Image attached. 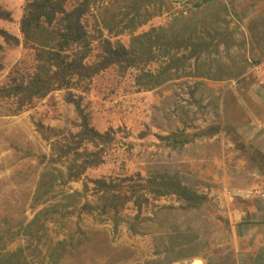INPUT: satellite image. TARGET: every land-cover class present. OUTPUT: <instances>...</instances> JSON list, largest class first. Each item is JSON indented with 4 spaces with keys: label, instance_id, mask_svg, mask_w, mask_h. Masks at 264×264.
<instances>
[{
    "label": "rangeland",
    "instance_id": "obj_1",
    "mask_svg": "<svg viewBox=\"0 0 264 264\" xmlns=\"http://www.w3.org/2000/svg\"><path fill=\"white\" fill-rule=\"evenodd\" d=\"M29 1L0 0V6L9 11L12 17L10 22L0 20V29L20 41L19 20ZM197 1L166 0L161 5L149 8L140 6L145 12H140L141 17L137 21L145 15H148V19L135 29L132 37L152 28L162 29L166 36L172 32L180 33L185 24L193 25L191 10L197 15L209 13L196 10L193 5ZM216 2L214 10L228 22L230 31L235 28L231 34L232 45L226 47L225 37L220 36L219 40H215L219 42L218 53L168 67L167 73L161 77L165 81L153 90L138 89L135 81L137 71L121 73L111 67L95 76L89 84H78V87L87 85L85 90L70 88L52 92L18 113L14 99L0 100L2 252L21 251V257L31 262L54 254L60 257L57 264H161L154 262L155 232L161 227L169 230L174 227L173 224H178L177 232L185 236L193 235L199 248L196 257L180 259L173 264H191L195 259L202 264H208V260L212 262L210 264H216L238 260L240 253L253 243V239L262 237V233L256 230L261 227L244 229L242 223L249 218L243 219L240 213L247 217L246 212L264 208V201L243 200L229 197L226 193L264 187V155H256V151L247 152L246 149L243 151L245 146L242 145L240 149L236 142L235 146H231L225 126L230 115L226 112V103L219 101L215 105L206 100L211 97L222 99L227 84L234 82L237 85L239 75L245 70L243 58L240 57L238 30L242 0ZM104 4L97 0L93 14L98 15ZM122 4L117 3L115 8ZM223 8L227 9V17H224ZM91 23L92 19L89 21ZM113 40L129 47L132 39L126 32ZM261 52H264L263 49ZM155 53V59L145 67L153 74L163 72L166 65H170L162 55L163 50H155ZM184 53L186 55L187 51ZM31 63L29 50L23 49L20 44H6L0 37V85L8 82L10 77L17 76L19 70L29 67ZM207 75L212 79L205 78ZM209 81L220 82L222 86H217L214 91L200 86ZM68 92L75 97L81 96V108L88 116L91 127L100 133L110 128L117 132L116 146L105 156L101 166L87 170L78 181L65 183L66 178L62 176L49 178L54 186L53 192L35 203L33 196L42 183L41 174L49 169L55 175L66 174L69 164V160L50 163L54 138L44 140L36 130V124L42 123L45 128L62 136L79 131V116L74 106L65 102ZM209 127H216L219 131L207 130ZM202 129H206L210 136L179 143L184 139V136H178L179 133L191 135ZM236 134L239 135L238 132ZM203 138L213 139L207 142L208 146L196 144ZM250 153H255L254 159L258 162L249 158ZM241 166L244 170L240 169ZM138 176L143 180L171 178L206 197V200H201V206L196 210H184L175 195L158 200L150 198L142 204L139 213L136 207L128 204L120 211L116 218L118 225L114 226L112 214L79 210L85 201H89L93 207L100 205V197L92 190H88L79 203H76V196L68 198L75 191L81 193L88 179L130 177L137 180ZM88 187L93 189L91 183ZM47 208H54L57 214L52 213L50 219L37 228L38 231L27 234L26 231L35 229L37 224L29 226V223ZM235 213L239 214V218ZM263 213L262 210L258 211V218L250 220L263 221ZM136 215H140L139 219H134ZM133 224L135 232L129 228ZM250 237L252 241H249ZM65 240V254L60 256L55 245ZM174 256L168 255L171 260Z\"/></svg>",
    "mask_w": 264,
    "mask_h": 264
},
{
    "label": "trees",
    "instance_id": "obj_2",
    "mask_svg": "<svg viewBox=\"0 0 264 264\" xmlns=\"http://www.w3.org/2000/svg\"><path fill=\"white\" fill-rule=\"evenodd\" d=\"M100 1L105 4L102 5L98 15L93 14L97 0H30L27 2L19 20L22 41L2 29H0V37L6 44L13 46L20 44L23 49L29 50L32 63L29 67L19 70L17 76L10 77L8 82L0 85V100L14 99L16 113H18L52 92L70 88L85 90L87 85L78 87V84H89L95 76L111 67L117 68L121 73L128 70L137 71L138 75H136L135 81L138 89L150 91L165 81L161 77L167 73L168 67H176L177 64L191 59L198 61L202 56L208 57L213 52L218 53L219 42L217 43L215 40H219L220 36L225 37L224 45L226 47L232 45L231 34L235 28L230 31L228 22L219 16L218 11L214 10L216 0H198L193 7L201 12L209 11V13L197 15V12L191 10L193 25L182 26L181 34L172 32L166 36L163 35L162 29L152 28L148 32L133 37L135 29L144 25L148 19V15H145L140 21H137V18L141 17L140 12H145V9H141L140 6L144 5V8H149L153 5H161L166 0ZM117 3L126 5L122 4L115 8ZM223 10L226 15L224 17H227V9L223 8ZM91 19L92 23L89 24ZM0 20L12 21L11 13L1 6ZM126 32L131 35L132 39L129 47L124 46L120 41H112V38ZM155 50L158 52L163 50L162 55L167 58L170 65H166L163 72L157 71L153 74L148 72L145 67L155 59ZM94 51L97 53L93 54ZM180 53L182 55H179ZM91 57H94V60L89 61ZM16 71L18 72V70ZM205 78L212 79L209 75ZM65 102L73 105L79 116V131L75 134L69 133L62 136L50 128H45L42 123L36 124V130L44 140L48 141L54 138V143L51 145L53 157L50 158V163L55 164L69 160V164L66 174L55 175L52 169L41 174L40 183H42L33 196L35 203L40 202L43 200L42 197H48L53 192L54 186L49 178L62 176L66 178L65 183L78 181L87 170L101 166L105 156L116 146L117 132L115 130L110 128L100 133L89 125L88 116L81 108V96L75 97L68 92ZM206 129L219 131L216 127ZM206 129L198 130L191 135L179 133L178 136H184V139L179 143L184 144L204 136L209 137L210 134ZM235 141H238V137ZM239 147L242 149V145ZM242 150L244 151L245 148L243 147ZM254 155L255 153L250 157L253 161H257L254 159ZM256 155H258L257 152ZM90 183L93 189H89L88 184ZM88 190H92L100 197V205L93 207L88 203L89 201H85L79 210L87 213L94 210V212L99 211L104 215L112 214L114 226L118 225L116 218L120 211L128 204L136 207L139 213L142 204L147 203L150 198L158 200L164 196L175 195L182 203L181 208L184 210H196L201 206V200H206V197L196 194L171 178L160 177L157 180H143L139 176L137 180L130 177L88 179V183L83 185L81 193L75 191L68 198L76 196V203H79L85 198ZM52 213L57 214L54 208L40 211L29 223V226L37 223L35 229L31 228L26 233L35 232L40 225L50 219ZM139 216L136 215L134 219H139ZM249 217H254V214L245 219ZM248 220L242 223L244 227L250 228L256 224H264V217L263 221L259 220L258 222L256 219L250 220L249 218ZM133 226L134 224L129 225V228L135 232ZM173 226L174 230L173 228L166 230L161 227L155 232L157 240L154 244V255L156 256L154 262L156 263L173 264L180 259L192 258L197 255L199 246L198 243H195L194 236L178 233V224H173ZM141 234L144 233L141 232ZM65 242H58L55 245V250H59L60 256L65 254L67 241L65 240ZM2 251L3 249L0 248V264H57V259L60 258L55 257L54 254H48L45 259L37 258V261L31 262L21 257V251L19 253ZM170 254L176 256L171 260V257H168ZM233 262L235 261L216 264H231Z\"/></svg>",
    "mask_w": 264,
    "mask_h": 264
},
{
    "label": "crops",
    "instance_id": "obj_3",
    "mask_svg": "<svg viewBox=\"0 0 264 264\" xmlns=\"http://www.w3.org/2000/svg\"><path fill=\"white\" fill-rule=\"evenodd\" d=\"M238 25L240 57L243 58L245 70L239 75L237 85L234 82H231V85L227 84V91L222 99L211 97L206 100L215 105L219 101L226 103V112H229L230 115L227 117L228 124L225 126L229 132L231 146H235L236 142L239 145H244L247 152L256 151L258 155H264V85L261 84V80L264 78V52H261L262 49L264 51V46L262 47V43H264V0H242ZM200 86L214 91L217 86H222V84L209 81ZM176 125L178 127L177 122ZM236 131L239 135L236 134ZM235 136L238 137V141H235ZM212 139L203 138L196 144L208 146L207 142L210 140L212 142ZM240 169L244 170L242 166ZM260 210L264 212V208L246 212L247 217L254 214V217L249 218H258L257 214ZM236 215L239 218V214L235 213ZM240 215L243 219L246 218L243 212ZM254 226L261 227L256 230L262 233V237L259 240L250 237L249 241L253 239L254 244L251 243L244 252L240 253V258L237 257L238 260L231 264H264V224ZM244 229L250 230L249 227ZM208 261L210 262V260Z\"/></svg>",
    "mask_w": 264,
    "mask_h": 264
},
{
    "label": "built area",
    "instance_id": "obj_4",
    "mask_svg": "<svg viewBox=\"0 0 264 264\" xmlns=\"http://www.w3.org/2000/svg\"><path fill=\"white\" fill-rule=\"evenodd\" d=\"M261 84L264 85V79L261 80ZM229 197H238L243 200H256L264 201V187H257L250 191H231L226 193Z\"/></svg>",
    "mask_w": 264,
    "mask_h": 264
},
{
    "label": "bare ground",
    "instance_id": "obj_5",
    "mask_svg": "<svg viewBox=\"0 0 264 264\" xmlns=\"http://www.w3.org/2000/svg\"><path fill=\"white\" fill-rule=\"evenodd\" d=\"M191 264H202L200 260L195 259Z\"/></svg>",
    "mask_w": 264,
    "mask_h": 264
}]
</instances>
